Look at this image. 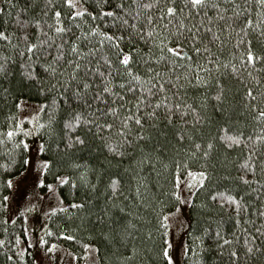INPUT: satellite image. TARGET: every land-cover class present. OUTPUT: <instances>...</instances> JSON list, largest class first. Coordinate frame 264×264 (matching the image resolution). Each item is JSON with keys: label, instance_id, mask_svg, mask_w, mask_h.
I'll return each instance as SVG.
<instances>
[{"label": "trees", "instance_id": "obj_1", "mask_svg": "<svg viewBox=\"0 0 264 264\" xmlns=\"http://www.w3.org/2000/svg\"><path fill=\"white\" fill-rule=\"evenodd\" d=\"M31 2L13 0L15 7L10 8L6 0H0V8L5 9L0 13V30L12 34L10 41L0 40V64L5 63V57L8 58L6 70L0 72V264L35 263L22 215L9 221L5 213L7 182L23 171V159L27 157V152L18 147L20 141H27L25 128L20 124V100L39 104L34 133L40 145H44L45 150L40 152V156L48 161L43 179L57 181V189L65 203L47 220L41 236L45 241L42 245L45 251L62 247L76 253L80 259L85 245H92L100 264H164L161 252L169 242V227L168 224L163 226L164 217L178 206L179 201L173 193H179L182 180L196 177L199 183L189 193L187 202L189 228L186 246L189 251L183 264H232L228 251L233 246L241 250L243 257L244 239L250 237H245L240 229L256 235L254 226H261L257 212L264 211L261 208L264 204V139H256L264 138V118L257 119L259 112L264 111V62H257L255 67H245L247 62L241 56L246 48L234 47L238 35L235 32L222 51H218L219 45H216L211 49L214 56L204 54L203 62L201 57L192 53L197 62L211 69L201 73L208 83L180 89L179 100L170 98V102L191 107H182L180 111L173 109L171 120L164 108L158 109L156 117L144 118L142 139H136L140 129L133 125L129 137L133 143L121 145L115 130L111 134L107 130L97 132L94 125L83 123L66 128L65 122L75 111L83 112L87 119L96 123L102 121L98 116H91L75 101L65 103L64 97L58 96L62 89L52 87L57 80L42 68H36V76H26L21 64L28 57H21L22 48L16 47L21 31L14 21L17 10L28 8ZM51 2L62 12H69L62 0ZM44 5L45 0H35L33 7L20 12L21 21L40 19L41 28L49 31L48 25L54 24V20L52 10ZM92 5L93 0H84L85 7L91 8ZM43 11H48V16H43ZM9 12L11 15L7 14ZM73 19L85 31L89 25H100L99 20L93 22L88 16ZM62 20L79 35L75 24H71L66 15ZM100 26L103 30H111L108 24ZM28 31L33 41L38 38L37 33H41L34 24H30ZM49 34L52 35L51 32ZM39 38H44L42 33ZM92 39L95 42L98 37ZM247 39L253 41L252 47L257 54H262L264 37L255 31ZM92 46L86 45L82 51L86 53ZM101 56L113 61L116 59L113 50L107 46L97 53L95 59ZM46 59L49 58L42 57L41 62ZM208 60L220 67L215 68L207 63ZM231 65L236 66L238 74L232 71ZM100 67L103 71V61ZM160 67L162 69L164 65ZM183 71L181 68L177 73ZM250 88L255 99L247 95ZM218 92L220 99L216 98ZM128 99L132 97L128 96ZM53 100H56L55 104ZM131 111L135 112V108ZM121 114L126 115L124 112ZM116 124L119 127L120 122L116 121ZM9 131L13 133L11 138L7 135ZM240 133L243 136L238 145L221 139L226 134L237 136ZM76 136L84 143H76L73 139L69 147V137ZM229 144L232 146L228 147ZM113 147L116 151L110 150ZM246 161L255 168V173L248 170ZM201 172L206 173L203 184H200ZM241 176L250 183L243 184L239 179ZM58 177L68 179L60 184ZM215 192H224L225 197L238 195L248 205L246 213L240 215L239 226L235 223L232 209L221 207L219 198H211ZM74 204L80 207H73ZM248 220L252 223H246ZM217 227L222 229L225 238L234 240L232 246L225 247L223 254L216 247ZM205 229H208V235H204ZM69 236L73 239H67ZM256 243L259 245L262 241L257 238ZM243 264H264V257L258 254Z\"/></svg>", "mask_w": 264, "mask_h": 264}, {"label": "snow or ice", "instance_id": "obj_2", "mask_svg": "<svg viewBox=\"0 0 264 264\" xmlns=\"http://www.w3.org/2000/svg\"><path fill=\"white\" fill-rule=\"evenodd\" d=\"M6 3L10 8L15 7L13 0H6ZM62 4L69 9V12H62L60 8L54 7L51 0H45L44 7L52 10L54 20V24L48 25L49 31L41 28L40 19L31 21L20 19V12L33 7L35 0H32L28 8L17 10L14 23L19 26L21 36L16 47L22 48L19 53L21 57L25 55L28 57L21 67L28 77L36 76V68H42L47 75L57 80L52 87L62 89L58 96H63L65 103L71 104L75 101L91 116H98L102 121L96 123L87 119L83 112L75 111L65 122L66 128L71 129L83 123L94 125L97 132L107 130L111 134L115 130L120 137L121 145L133 143L129 138L133 125L140 129L136 133V139H142L144 118L156 117L158 109L164 108L167 118L171 120L173 109L180 111L182 107H191L180 102H170V98L179 100L180 89L189 85L208 83V79L201 75L211 71L206 66H202L204 54L208 57L214 56L211 49L216 45H219L218 51H222L232 40V32L238 34L234 47L246 48L241 56V59L247 62L245 67H255L257 62H264V49H261L262 54H257L252 47L253 41L247 39L250 33L255 31L259 32L260 37H264V0H93L91 8L84 6V0H62ZM4 12L5 9L0 8V13ZM7 14L11 15L10 12ZM42 15L48 16V11H43ZM65 15L71 24H75L73 18L88 16L93 22L99 20L100 25H110L111 30H103L100 25H89L88 30L85 31L80 24H75V28L79 31L77 35L72 27L63 22L62 16ZM4 23L7 24V21ZM30 24L41 29L43 39L39 38L41 33H37L38 38L35 41L30 38L28 31ZM11 35L7 30H0V40L8 42ZM93 37L98 39L94 42ZM89 44L93 46L88 48L86 53L83 52L82 49ZM105 46L113 50L115 61L107 56L95 59L97 53L102 52ZM192 53L201 57V62H197ZM42 57L49 59L41 62ZM4 59L5 63L0 64V72L6 70L8 58ZM101 61L104 65L103 71L100 67ZM94 63L96 66H93ZM207 63L213 64L215 68L220 67L212 60H208ZM161 64L164 65L162 69ZM225 66H228L227 61ZM231 67L234 73H239L235 65ZM181 68L184 71L178 74L177 70ZM247 95L253 97L251 88L248 89ZM128 96L132 99H128ZM216 98L220 99L219 92ZM52 103L55 104L56 100ZM132 108H135V112L131 111ZM148 108L152 111H147ZM191 110L196 112L195 108ZM121 112L126 115H122ZM196 118L199 119V116L197 115ZM260 118H264V111L259 112L257 119ZM116 121L120 122L119 127ZM7 135L11 138L13 133L9 131ZM24 135L31 133L24 131ZM241 136L242 133L237 136L226 134L221 136V139L230 140L238 145ZM73 139L76 143H84L79 136L69 137V147ZM256 139L264 138L256 137ZM231 146L232 144L228 145ZM18 147H22L25 152L29 149L28 143L23 140ZM196 147L200 146L197 144ZM208 147H212L211 143ZM39 150L41 152L45 150L43 143ZM110 150L116 151L115 147ZM23 163L28 164V159H23ZM245 166L250 172L255 173V168L249 166L247 161ZM43 167H48V161L43 162ZM199 175L202 177L200 184H203L206 173L201 172ZM57 179L60 184H64L68 178ZM239 179L243 184L250 183L243 176ZM7 183L11 186L12 181L9 180ZM256 183L259 184L261 181ZM39 185L44 186V181L40 180ZM53 187L52 184L47 185L49 190ZM173 195L178 201L180 200L177 193ZM211 198L213 200L219 198L221 207L231 208L236 218V225H240V215L242 212L246 213L248 205L243 203L238 195L228 194L225 197L224 192H215ZM4 199L7 200L8 197L5 196ZM73 207L80 205L74 204ZM261 208H264V204ZM257 216L261 218V226H254L256 235H252L247 229H240L245 237H250L244 239L243 257L239 248L234 246L229 248L228 256L232 264L251 261L258 254L264 257V211L257 212ZM167 223L168 217L165 216L163 226L167 227ZM246 223L251 224L252 221L248 220ZM204 235H208V229H205ZM215 238L218 241L216 247L222 254L226 246L234 244L233 239L222 235L220 227L216 229ZM257 238L262 241L259 245L256 243ZM67 239L71 240L73 237L69 236ZM196 239L200 238L196 237ZM39 243L44 245V239L41 238ZM85 247L87 248L88 245ZM170 249L171 245L162 249L164 264H175ZM188 251L189 248L185 246L184 253L187 254Z\"/></svg>", "mask_w": 264, "mask_h": 264}, {"label": "rangeland", "instance_id": "obj_3", "mask_svg": "<svg viewBox=\"0 0 264 264\" xmlns=\"http://www.w3.org/2000/svg\"><path fill=\"white\" fill-rule=\"evenodd\" d=\"M18 105L20 124L25 128V131L31 133L26 136V143L29 145L26 158L29 163L25 164L23 171L13 178L12 184L9 186L6 194L8 199L5 200L7 219L12 221L15 216L22 215L26 225L28 244H30L35 257L34 264H100L92 245L82 250V257L78 259L77 254L71 250L59 247L45 251L39 243L50 214L62 209L65 203L57 189V181L43 179L45 159L40 156V140L34 133L39 104L20 100ZM40 180L44 181V186L39 185ZM182 181L178 193L180 197L178 206L167 215L168 245H171L170 254L173 255L175 264H183L185 259L184 248L189 228L187 202L189 193L199 183L196 177H187ZM49 184L54 186L51 190L47 188Z\"/></svg>", "mask_w": 264, "mask_h": 264}]
</instances>
